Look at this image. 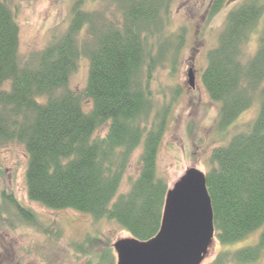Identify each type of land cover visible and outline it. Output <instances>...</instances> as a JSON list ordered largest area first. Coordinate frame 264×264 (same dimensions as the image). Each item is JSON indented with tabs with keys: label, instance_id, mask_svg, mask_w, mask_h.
<instances>
[{
	"label": "trees",
	"instance_id": "16d2710c",
	"mask_svg": "<svg viewBox=\"0 0 264 264\" xmlns=\"http://www.w3.org/2000/svg\"><path fill=\"white\" fill-rule=\"evenodd\" d=\"M17 1L0 0V147L24 146L29 200L113 220L139 240L153 237L168 189L156 175L168 108L155 107L148 84L154 69L169 55L175 59L183 45V30L177 42L165 33L171 0H112L119 12L112 19L83 9L78 0L65 30L25 61L19 54ZM227 1L210 0L208 17ZM262 10L259 0H243L228 11L201 74L209 97L219 104V130L259 98L256 118L211 151L205 172L215 240L234 245L259 232L258 239L218 252L212 264H253L264 255V30L253 54L247 51ZM82 57L88 61L82 94L91 101L89 111L81 93L68 86ZM136 149L140 170L119 193ZM2 198L22 221L37 222L15 198ZM71 245L87 255L83 264H115L110 243L100 238L86 236Z\"/></svg>",
	"mask_w": 264,
	"mask_h": 264
},
{
	"label": "rangeland",
	"instance_id": "374dc122",
	"mask_svg": "<svg viewBox=\"0 0 264 264\" xmlns=\"http://www.w3.org/2000/svg\"><path fill=\"white\" fill-rule=\"evenodd\" d=\"M78 0H20L16 2L15 20L19 28V54L23 61L40 52L66 28L72 5ZM85 10L101 11L110 19L119 17L112 0H79ZM243 0H228L213 17H208L210 0H171L165 33L175 42L183 30V45L175 59L166 57L149 79L148 89L156 108L167 106L166 128L158 148L156 171L171 186L188 167L206 172L210 153L224 145L230 136L244 129L256 118L259 98L240 113L226 130L217 127L219 104L213 101L201 80L206 53L216 45L217 35L224 25L228 11ZM256 33L247 51L253 54L257 38L264 30V0ZM168 32V33H167ZM53 35V36H52ZM52 37V38H51ZM51 38V39H50ZM174 55L172 54L171 57ZM195 70V86L188 84L187 70ZM88 61L82 57L70 76L69 88L81 93L82 107L91 109V101L82 91L86 84ZM106 129L97 131L103 135ZM22 144L10 142L0 147V264H83L87 255L71 245L86 236L112 243L131 236L113 220L95 219L72 209L53 210L29 200L26 186L28 156ZM140 149L132 154L119 193H125L140 170ZM10 195L36 214L37 222L22 221L2 196ZM259 232L234 245H219L213 240L201 264H212L215 254L237 246L256 243ZM112 250V249H111ZM114 252V251H113ZM115 255V253H114ZM116 258V256H115ZM116 262V259H115ZM231 264V263H230ZM253 264H264V255Z\"/></svg>",
	"mask_w": 264,
	"mask_h": 264
},
{
	"label": "water",
	"instance_id": "95a60500",
	"mask_svg": "<svg viewBox=\"0 0 264 264\" xmlns=\"http://www.w3.org/2000/svg\"><path fill=\"white\" fill-rule=\"evenodd\" d=\"M187 71L193 89L194 71ZM212 213L205 172L186 168L165 193L158 232L147 240H115V264H201L214 240Z\"/></svg>",
	"mask_w": 264,
	"mask_h": 264
},
{
	"label": "flooded vegetation",
	"instance_id": "af4514ba",
	"mask_svg": "<svg viewBox=\"0 0 264 264\" xmlns=\"http://www.w3.org/2000/svg\"><path fill=\"white\" fill-rule=\"evenodd\" d=\"M192 69V68H191ZM194 70V69H193ZM194 75H195V70H194Z\"/></svg>",
	"mask_w": 264,
	"mask_h": 264
}]
</instances>
